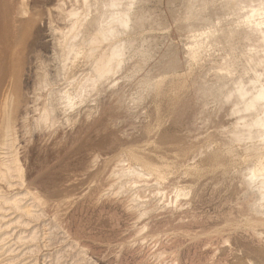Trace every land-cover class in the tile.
<instances>
[{"label":"rangeland","instance_id":"374dc122","mask_svg":"<svg viewBox=\"0 0 264 264\" xmlns=\"http://www.w3.org/2000/svg\"><path fill=\"white\" fill-rule=\"evenodd\" d=\"M28 1L36 12L56 2ZM157 1L142 0L141 7L162 14L165 27L146 30L145 42L135 45L123 68L100 87L98 111L91 115L83 111L74 123L60 117L54 126L39 127L31 104L32 76L39 64L29 50L34 27L24 20L14 23L13 11L20 0H0V139L7 137L9 116L12 149L24 170L22 187L0 182V190L8 196L32 190L46 202L44 216L29 225L42 234L44 248L37 260L26 255L21 264H51L44 254L60 247L67 250L73 239L97 264H264V228L247 225L252 215L243 203L241 177L247 167L264 161V151L256 158L246 152L250 142L229 146L234 116L228 105L221 108L195 89L203 78L206 85L214 84L226 47L219 39H204L196 59L185 53L194 36L203 41L201 33L230 25L223 19L214 28L198 25L190 34L182 32L172 13L184 0L171 1L172 5L170 0ZM241 41L239 31L234 44ZM36 48L45 53V47ZM232 56L242 69L239 48ZM145 77L158 80L159 88L146 87ZM181 82L187 87L176 89ZM12 95L28 97L29 106L11 104ZM130 151L166 174L164 179L149 177L148 182L133 185V191L141 188L138 195L114 190L118 185L114 172L128 166L120 161ZM7 153L0 146V156ZM180 190L188 194L174 199ZM7 213L14 217L12 211ZM51 221L60 225L57 231ZM55 231L57 239L49 240ZM7 255L0 249V264H9ZM75 259L66 257L67 264H75Z\"/></svg>","mask_w":264,"mask_h":264},{"label":"bare ground","instance_id":"6f19581e","mask_svg":"<svg viewBox=\"0 0 264 264\" xmlns=\"http://www.w3.org/2000/svg\"><path fill=\"white\" fill-rule=\"evenodd\" d=\"M55 1L52 8L36 12L37 8L34 7L33 11L34 8L33 10L30 8L28 0H20L12 16L15 24L18 25L24 20L34 27L29 50L32 56L34 54L37 57L39 64L35 63L37 62L35 59L34 63L38 70L32 76L34 96L31 104L34 103L33 107L38 112L35 124L39 127L54 126L60 117H62L60 121L74 123L83 111L88 112L87 115L96 113L99 108L100 87L123 68L125 56L135 45L145 42L146 30L165 27L162 14L160 15L163 18L158 13L142 9V0ZM171 1L176 2L170 0V3ZM181 5L179 10L172 14L178 29L182 32L188 30L189 33L198 25L215 27L213 24H222L223 19L230 25L228 27L224 24V27L215 28L213 32L210 28V33H201L204 35L203 41L200 37L194 36V41L188 44L189 48L185 53L196 59L204 39L214 41L219 39L223 42L227 54L216 68L214 84L206 85L203 78L196 85V94L198 92L204 98L211 97L221 108L228 105V112L234 116L233 127L228 132L231 136L229 146L233 147L232 144L236 142H250L246 148L247 154L250 157L261 158V152L264 151V0H184ZM239 31L242 41L241 44L237 42L239 45H235L234 39ZM37 46L45 47V53H41V49L34 50ZM238 48L242 59L240 70L232 56ZM174 57L175 55L171 56ZM80 65L84 68L81 69ZM170 65H174L173 60ZM143 81L145 84L149 82L146 86L150 87L149 89H157L160 86L158 80L151 81L145 77ZM186 87L185 82H181L176 89L182 90ZM27 98L22 96L17 99L12 95L9 102L18 105L19 108L24 104L26 108L29 104ZM133 104H137V100ZM2 107L4 108L2 116L6 117L7 103ZM11 130V119L7 116L8 134L5 140L0 139V146L8 153L7 157L0 156V182L8 187L15 183L21 186L24 182V170L12 149L14 144L9 136ZM255 140L258 144L253 143ZM231 147L228 148V152L231 151ZM124 156L120 162H127L128 166H120L119 170L114 172V182L118 184L114 189L115 193L127 192L128 195L129 193L138 195L141 188L137 187L133 191V185L146 183L149 177H154L156 181L165 178L166 174L163 171L134 151ZM241 177L244 186L243 203L246 202L252 215L247 220V225L251 228H264V161L247 167V171ZM7 193L4 194V191L0 190V249H5V253L9 252V256L6 257L9 264H21L26 255L31 256L33 261L37 260L44 240L38 228H29V225L40 221L44 216L46 202L37 193L28 189L12 196H8ZM187 194L180 190L174 199ZM25 200L27 201L24 203ZM131 201L133 199H129V203ZM143 209L145 207H141V211ZM8 211H12L14 217L7 215ZM59 226L56 221L51 223V227L56 231ZM14 228L19 230L13 231ZM56 231L51 233V237L48 236L49 240L57 239ZM71 243L67 250L60 247L53 253L47 252L44 254L45 259L51 258V264H67L66 257L75 256V264H97L88 257L86 247L79 246L75 239ZM74 248L76 251L72 254Z\"/></svg>","mask_w":264,"mask_h":264}]
</instances>
